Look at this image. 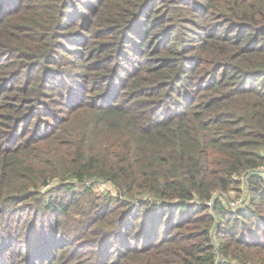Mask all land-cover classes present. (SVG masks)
I'll return each mask as SVG.
<instances>
[{"label":"trees","instance_id":"1","mask_svg":"<svg viewBox=\"0 0 264 264\" xmlns=\"http://www.w3.org/2000/svg\"><path fill=\"white\" fill-rule=\"evenodd\" d=\"M74 1L62 0L66 14ZM99 1L83 6L93 10ZM166 2L120 11L122 18L104 26L102 42L79 44L89 63L86 84L102 91L96 102L79 103L91 106L84 119L97 133L70 134L76 160L51 192L0 202L2 221L16 215L23 200L32 202L22 217L29 227L22 224L14 240L22 264H219L217 248L228 258L223 264H264L248 257L264 246V179L253 174L248 180L246 209L224 211L215 200L206 205L213 191L227 192L234 177L264 165V0ZM204 15L219 21L201 26L199 35L192 26ZM144 73L153 78L140 80L131 93L130 77ZM162 99L165 106L152 109ZM130 101L133 106L123 107ZM0 119L13 122L4 114ZM53 129L37 133L45 140ZM107 143L115 153L99 155L96 147ZM86 181L110 182L141 199H100L95 183L75 184ZM214 225L217 237L230 240L226 246L210 236Z\"/></svg>","mask_w":264,"mask_h":264},{"label":"rangeland","instance_id":"2","mask_svg":"<svg viewBox=\"0 0 264 264\" xmlns=\"http://www.w3.org/2000/svg\"><path fill=\"white\" fill-rule=\"evenodd\" d=\"M7 1L11 4L5 5ZM89 1L92 0L74 1L72 8L68 10L70 13L66 14L62 0H1L0 115L12 117L13 122L8 123L0 119V202L13 194L24 198L26 192H51L52 187L66 176L72 161L76 160L75 150L70 144L75 138L70 137V134H76L77 139L96 135V129H91V124H86L84 119L93 114L89 110L91 106L83 109L79 107L96 102L102 91L96 90L91 81L86 84L88 76L84 74V69L89 63L86 58L80 57L83 48L79 44L86 39L95 40L96 43L102 42L103 38L99 37L104 26L115 18H122L120 11L129 14L135 7L144 9L155 6L156 3L161 8L170 5L166 1L171 3L173 0H103L99 1V5L93 10L87 9L91 3ZM85 3L88 5L83 6ZM218 4L221 5V11L225 4ZM219 11L210 8V13L218 15ZM215 17L211 19V16L204 15L195 18L197 26L193 24L194 32L202 35L201 26L209 28L210 23L217 20ZM91 36L95 38H90ZM61 54L64 57H58ZM40 55L45 60H40ZM76 55L79 56L78 59L74 58ZM152 78L148 73L141 74L140 78L130 77L131 93L136 91L140 80L147 83V80ZM72 95L76 96L73 101L70 98ZM26 98L28 99L25 100ZM123 98L127 101L129 95ZM80 101L84 104H79ZM163 101L164 99L152 105V109L160 105L165 106ZM133 104L134 102L130 101L122 105L128 108ZM142 111L150 113L151 110ZM72 118L73 122H70ZM46 125L54 127L52 136L41 140L42 133H37V128ZM115 150L109 143L96 147L99 155H106L108 152L113 154ZM261 154L264 158V150ZM253 174L264 179V165L234 177L227 192L213 191L206 205L212 207V200H215L224 211L237 212L246 209L250 205L248 180ZM44 180L48 184L42 183ZM91 182L95 183L93 192L100 199L118 196L125 201L141 199L139 196L130 197L124 188L114 186L110 182L86 181L75 184L79 187H90ZM239 199L244 201L241 208L230 205ZM31 206L32 202L23 200L16 208V215L5 216L6 221L0 220V264H22L18 259L20 244L14 240L18 239L17 231L22 224L28 229L29 224L25 225L22 217L23 211ZM86 211L92 215L101 213L99 208L94 209V213H91L89 208ZM1 213L0 205V217ZM215 229L214 225L210 236L215 237L216 242L224 246L230 243L226 237H217ZM260 241L264 243V239ZM229 249L235 250V246L231 245ZM236 252L245 254L243 250L236 249ZM23 254L24 250L21 256ZM248 257L264 260V246L258 245L250 250ZM214 260L215 263L223 264L228 258L217 248L214 251Z\"/></svg>","mask_w":264,"mask_h":264},{"label":"built area","instance_id":"3","mask_svg":"<svg viewBox=\"0 0 264 264\" xmlns=\"http://www.w3.org/2000/svg\"><path fill=\"white\" fill-rule=\"evenodd\" d=\"M243 204H244V201H242L241 199L230 203L231 206L236 207V208H241Z\"/></svg>","mask_w":264,"mask_h":264}]
</instances>
